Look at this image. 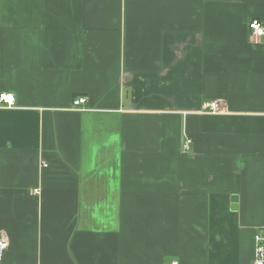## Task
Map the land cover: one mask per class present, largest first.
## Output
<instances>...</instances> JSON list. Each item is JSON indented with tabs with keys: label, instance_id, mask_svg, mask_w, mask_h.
I'll use <instances>...</instances> for the list:
<instances>
[{
	"label": "crops",
	"instance_id": "obj_1",
	"mask_svg": "<svg viewBox=\"0 0 264 264\" xmlns=\"http://www.w3.org/2000/svg\"><path fill=\"white\" fill-rule=\"evenodd\" d=\"M253 18L264 0H0V264H253Z\"/></svg>",
	"mask_w": 264,
	"mask_h": 264
},
{
	"label": "built area",
	"instance_id": "obj_2",
	"mask_svg": "<svg viewBox=\"0 0 264 264\" xmlns=\"http://www.w3.org/2000/svg\"><path fill=\"white\" fill-rule=\"evenodd\" d=\"M249 27L251 30V37L258 38L264 34V19L253 18L249 22ZM86 99L84 97H78L73 101V105L77 106L84 103ZM220 100H212L204 103L203 110L211 113L221 112ZM15 105V96L11 92L0 93V109L2 108H12ZM192 139L187 137L183 143V149L185 151L191 148ZM6 247V242L4 239L0 238V258ZM172 264H177L173 262ZM253 264H264V226L260 227L255 234V257Z\"/></svg>",
	"mask_w": 264,
	"mask_h": 264
}]
</instances>
